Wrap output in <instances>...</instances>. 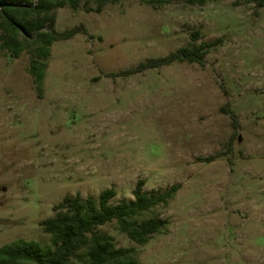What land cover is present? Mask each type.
<instances>
[{"label": "rangeland", "instance_id": "obj_1", "mask_svg": "<svg viewBox=\"0 0 264 264\" xmlns=\"http://www.w3.org/2000/svg\"><path fill=\"white\" fill-rule=\"evenodd\" d=\"M260 1L58 8L57 30L84 24L89 34L54 43L40 87L31 53L15 58L0 47V247L21 239L47 245L40 221L66 196L114 187L111 204L130 202L143 179L148 193L181 185L168 204L140 216L169 223L144 244L117 222L98 228L118 248H134L138 264H264ZM214 40L204 65L108 75ZM89 260L85 250L74 258Z\"/></svg>", "mask_w": 264, "mask_h": 264}, {"label": "trees", "instance_id": "obj_2", "mask_svg": "<svg viewBox=\"0 0 264 264\" xmlns=\"http://www.w3.org/2000/svg\"><path fill=\"white\" fill-rule=\"evenodd\" d=\"M120 0H0V47L18 58L22 51L31 53L30 73L40 87L47 70V60L52 47L59 40H69L75 35L89 34L84 24L68 30L55 28V10L69 7L78 10L82 6L88 12H102L106 5ZM159 0H142L155 3ZM189 3L204 4L207 0H187ZM264 5V0L260 1ZM195 35L199 36L196 32ZM218 41L203 42L200 45L182 46L162 57H152L136 67L109 76H129L143 73L149 69L168 66L173 62H196L205 64V56ZM233 119V126L238 127L237 117L226 108ZM206 160H214L213 156ZM146 181L140 180L134 188L135 199L130 202L111 204L116 196L114 187L104 189L98 197L80 195L66 196L56 203V214L40 221L44 232L51 235L50 243L43 245L38 240H18L0 247V264H76L74 258L78 252L85 250L89 257L88 264H138L130 258L134 248L117 247L111 235L98 231L100 226L117 222V227L139 244L147 243L153 234L169 223L167 219L150 217L140 219L144 212L162 204H168L181 187L173 185L164 192L156 190L145 192Z\"/></svg>", "mask_w": 264, "mask_h": 264}]
</instances>
